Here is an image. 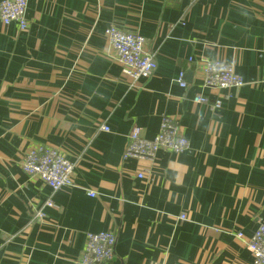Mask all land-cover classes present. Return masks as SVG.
Instances as JSON below:
<instances>
[{"label": "crops", "instance_id": "obj_1", "mask_svg": "<svg viewBox=\"0 0 264 264\" xmlns=\"http://www.w3.org/2000/svg\"><path fill=\"white\" fill-rule=\"evenodd\" d=\"M26 15L24 31L0 19V264H79L86 234L106 230L117 235L110 264H253L247 242L264 221V0H28ZM111 25L144 35L156 54L135 87L105 36ZM202 59L232 63L245 84L206 87ZM164 116L190 149L124 159L128 133L152 139ZM37 144L76 164L72 186L52 193L23 171Z\"/></svg>", "mask_w": 264, "mask_h": 264}, {"label": "built area", "instance_id": "obj_2", "mask_svg": "<svg viewBox=\"0 0 264 264\" xmlns=\"http://www.w3.org/2000/svg\"><path fill=\"white\" fill-rule=\"evenodd\" d=\"M28 0H1L0 19L6 25L17 23L21 30L29 26L27 19ZM105 36L113 47L116 57L122 65L123 74L130 80V87H135L138 80L157 68L156 54L146 49V37L140 33L125 31L115 25L105 29ZM192 61L193 58H190ZM198 68L203 73L206 87L228 88L241 87L245 84L243 77L236 71L232 63L222 60L202 59ZM182 87L188 85L184 71L178 77ZM195 103H208V98L203 95L194 97ZM222 107V100L217 99L212 103L214 110ZM103 131H110L109 126L103 125ZM190 149L189 139L182 133L178 124L168 116H164L161 128L157 135L148 139L139 127H134L127 135V145L124 159H149L154 160L161 150L182 153ZM76 164L61 150L46 144H37L31 147L22 161L23 171L33 177L37 176L47 184L52 193L62 187L74 184ZM140 178L145 176V171H139ZM91 196L96 192L90 190ZM46 206L56 207L53 199L46 200ZM42 209L36 211V217L45 216ZM185 218L184 215H181ZM242 237L243 233H237ZM117 235L114 231L88 232L86 234L85 248L78 259L79 264H110L115 257ZM253 256V264H264V221L260 222L257 229L247 242Z\"/></svg>", "mask_w": 264, "mask_h": 264}]
</instances>
